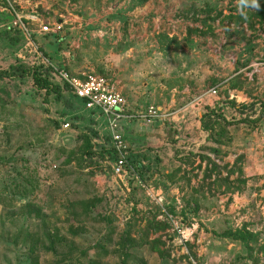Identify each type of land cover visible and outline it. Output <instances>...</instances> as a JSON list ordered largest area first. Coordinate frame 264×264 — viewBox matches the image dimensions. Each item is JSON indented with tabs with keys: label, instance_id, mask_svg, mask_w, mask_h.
<instances>
[{
	"label": "rangeland",
	"instance_id": "1",
	"mask_svg": "<svg viewBox=\"0 0 264 264\" xmlns=\"http://www.w3.org/2000/svg\"><path fill=\"white\" fill-rule=\"evenodd\" d=\"M15 1L64 30L0 0V264H264V0ZM63 68L124 89L122 176Z\"/></svg>",
	"mask_w": 264,
	"mask_h": 264
},
{
	"label": "built area",
	"instance_id": "2",
	"mask_svg": "<svg viewBox=\"0 0 264 264\" xmlns=\"http://www.w3.org/2000/svg\"><path fill=\"white\" fill-rule=\"evenodd\" d=\"M6 3V11L11 15V26L18 29L30 41L34 40L36 29L40 34L44 35H59L64 30L63 21L45 22L43 16L36 10L26 13L18 1L6 0ZM33 24L37 28L35 26L33 28ZM60 77L72 88L77 97L85 101L87 110L100 111L109 119L113 131L114 146L119 154L115 172L117 175L122 176L128 166V145L124 136L117 129L119 123L129 117L127 113L128 99L122 89L107 76L94 71H80V73L73 75L70 71L63 68L60 71ZM211 92L212 94H217L216 89ZM153 114L156 115V111H152L151 115ZM69 126V123L64 124L65 128ZM175 230L180 232V235L189 232L181 230L179 226Z\"/></svg>",
	"mask_w": 264,
	"mask_h": 264
},
{
	"label": "trees",
	"instance_id": "3",
	"mask_svg": "<svg viewBox=\"0 0 264 264\" xmlns=\"http://www.w3.org/2000/svg\"><path fill=\"white\" fill-rule=\"evenodd\" d=\"M7 17H8V19H9V21H11V15H10V13L9 12H7ZM15 29V28H14ZM16 31H19L18 29L16 30ZM20 32V31H19ZM21 33V32H20ZM103 74V73H102ZM39 82V83H38ZM36 83L39 85V87L40 88H48V90H50V83L48 82V81H43L42 83H40V80H36ZM65 83V86L69 89V91H71L72 93H73V95H74V97L78 100V101H80L81 102V104L85 107V101L84 100H82V99H80L79 97H77V95L74 93V91L72 90V88L66 83V82H64ZM91 111V113H95V112H97L96 110H90ZM130 111H129V108L127 109V113H129ZM212 114H214L215 113V111H212L211 112ZM122 132V131H121ZM109 153L110 154H112L114 157L116 156V154H115V152H113V151H109ZM170 221H168L167 223L170 225V226H174L173 224V219L171 218V219H169ZM182 226V225H181ZM183 227V226H182ZM237 238H239V239H241L242 241H247V236L246 237H237Z\"/></svg>",
	"mask_w": 264,
	"mask_h": 264
},
{
	"label": "crops",
	"instance_id": "4",
	"mask_svg": "<svg viewBox=\"0 0 264 264\" xmlns=\"http://www.w3.org/2000/svg\"><path fill=\"white\" fill-rule=\"evenodd\" d=\"M128 1H129V4H130V2H131V3H134L133 0H128ZM149 1L151 2V0H149ZM145 3H147V2H145ZM145 3H144V4H145ZM139 4H140V3H139ZM139 4H138V5H139ZM142 4H143V3H142ZM148 6H150V4H145V5L143 6V8H147ZM134 7L138 8L137 5L134 6ZM138 10H139V9H138ZM138 10H136V11H138ZM139 11H141V10H139ZM27 12H29V10H27ZM27 12H26V13H27ZM134 12H135V11H134ZM135 13H136V12H135ZM157 20H158V19H157ZM155 21H156V19H155ZM168 39H169V38H168ZM169 44H170V46H171L172 49H171V48L168 49L167 47L163 48V50H162V52H163V53H162L163 56H170V55H168V54H171L172 52H173V53L175 52V50H174V48H173V43H172V40H171V39H169ZM91 71H93V70H91ZM144 71H145V70H142L143 73H145ZM94 72L99 73V71H97V70L94 71ZM142 72H141V74H142L141 76H143V75L145 76V74H143ZM72 74H74V73L72 72ZM99 74H102V72H100ZM103 74H105V73H103ZM136 74H137V71L135 72V75H136ZM107 75H109V74H107ZM141 76H140V77H141ZM148 76H149V79H152V78H153L151 73H149ZM113 78L116 79L115 77H113ZM141 78H142V77H141ZM152 80H153V79H152ZM115 81H117L118 83H121V82H122V81L119 80V79H116ZM150 81H151V80H150ZM121 84H122V83H121ZM123 93H124V89H123ZM124 94H125V93H124ZM127 99H128V97H127ZM128 108H129V111H130V102H129V101H128ZM124 120H125V119H124ZM125 121H126V120H125ZM123 122H124V121H123ZM128 124L130 125V123H128ZM129 125H128V126H129ZM128 126H127V127H128Z\"/></svg>",
	"mask_w": 264,
	"mask_h": 264
},
{
	"label": "clouds",
	"instance_id": "5",
	"mask_svg": "<svg viewBox=\"0 0 264 264\" xmlns=\"http://www.w3.org/2000/svg\"><path fill=\"white\" fill-rule=\"evenodd\" d=\"M245 6H250L252 8L259 9L260 8V3H259V0H251L250 5L246 4Z\"/></svg>",
	"mask_w": 264,
	"mask_h": 264
}]
</instances>
